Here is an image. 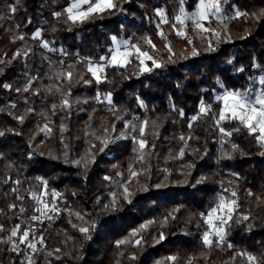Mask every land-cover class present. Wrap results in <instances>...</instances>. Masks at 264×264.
Returning a JSON list of instances; mask_svg holds the SVG:
<instances>
[{
	"label": "trees",
	"instance_id": "16d2710c",
	"mask_svg": "<svg viewBox=\"0 0 264 264\" xmlns=\"http://www.w3.org/2000/svg\"><path fill=\"white\" fill-rule=\"evenodd\" d=\"M70 2L0 0V240L19 224L21 231L35 229L30 239L37 248L33 253L18 237L17 251L0 242V264H28V256L33 264H247L241 252L264 264V146L238 120L221 122L231 136L215 124L222 108L218 94L264 88V0H226L224 17L210 18L202 28L175 20L181 8L195 11L199 0H113L116 8L74 24L66 14L53 15L64 13ZM157 10L164 11L166 22ZM237 10L248 15L236 17ZM37 29L67 55L42 48L32 39ZM112 36L138 45L160 67L133 49L126 66L106 64L97 83L85 61L105 63L100 57L110 58ZM17 51L29 55L13 59ZM140 59L150 71H142ZM69 65L72 82L57 79ZM36 75L29 91L15 90ZM69 90L71 107L64 108ZM108 93L111 104L104 100ZM201 101L211 106L207 114L199 111ZM145 120L147 145L141 150L132 137L140 139ZM131 124L137 125L134 133ZM130 169L138 174L130 177ZM125 182L131 203L120 197ZM232 191L239 207L225 242L206 248L201 213L207 215L220 195L232 198ZM113 192L120 197L115 207ZM43 203L59 211L41 215L35 209ZM32 215L40 219L32 221ZM147 221L154 223L130 235ZM81 226L89 227L90 239ZM141 237V245L133 246ZM121 240L130 242L117 245ZM173 256L175 261L168 260Z\"/></svg>",
	"mask_w": 264,
	"mask_h": 264
},
{
	"label": "snow or ice",
	"instance_id": "6c2138e0",
	"mask_svg": "<svg viewBox=\"0 0 264 264\" xmlns=\"http://www.w3.org/2000/svg\"><path fill=\"white\" fill-rule=\"evenodd\" d=\"M222 2H226V0H199V7L198 9L191 13L187 14L185 13L184 9H180V15H177L175 17V20L180 24L184 25L185 21H191L193 26L195 28H202L203 21L209 20L210 16H219L223 9H222ZM181 3H183V0H181ZM87 5V8L85 9L83 6ZM117 5L113 2V0H73L71 5L67 7L64 10V13L61 12H54L53 15L56 18L61 17L62 15L66 14V20L74 23L77 22H84L85 20L89 19L93 14H99L103 13L107 10H112L116 8ZM11 12L15 13L16 8L14 6L10 7L9 9ZM158 14L161 16L162 21H164V13L162 10H157ZM241 15L247 16V13H241L239 10L235 12L236 17H240ZM183 17V18H182ZM166 22V21H164ZM173 27H176V25H173ZM42 29H37L32 36V39L34 40H40V46L44 49H47L50 52H56L59 51L61 55H67L66 52H64L63 49H56L54 47L50 46V42L47 40L42 39ZM204 31H212L211 29H204ZM178 35L182 34L179 31L177 32ZM218 35V34H217ZM20 39H23V36L19 37ZM113 48H111L110 51V58L108 56H101L100 61H104V64L101 63H95L91 61L90 59L86 60L87 63V71L92 74L93 77H95L96 82L99 83L101 81V76L98 75V73H103L105 65H111V66H120L124 67L127 63L130 61L128 60V57L132 55V51L130 49H134L136 53H138L139 57H144L147 60H151L154 67H160V64H158L147 52L141 51L140 47L138 45H131L129 46L127 41H120L116 36L111 37ZM150 43V41H149ZM123 46V50L122 49ZM154 47V46H153ZM170 50V49H169ZM195 55V51L193 52ZM25 56L27 57L29 55V51H24L21 53L20 51H17V53L14 54L13 59H15L18 56ZM231 62V61H229ZM0 63H3V61H0ZM62 63V62H61ZM140 64L143 66L142 71H150L151 69L145 64L144 59H140ZM240 71H243V69H240ZM74 77V68L72 65H69L67 70L57 72L56 78L57 79H66L69 83L72 82ZM39 79V76H31L29 77L27 81V86H25L23 89L17 88L15 89L17 92H20L21 90L27 92L29 91L32 83H34L36 80ZM87 83V81H85ZM261 84H264V78H261L260 80ZM5 88L11 90V85L5 84ZM223 87V85H222ZM36 95H39V90L36 91ZM101 94L98 93L96 99L98 102H103L100 100ZM70 90L67 96L61 101V104L64 108H70L71 102H70ZM216 99L218 101L222 102V108L220 109L218 113V119H216L215 124L219 128V132L223 136H231L232 133L230 131H226L224 127L222 126L221 122L225 120H238L241 124H243L249 131L250 134H255L256 139L259 143H261L262 146H264V89H262L257 94L253 95L252 90L249 89L247 91H240V90H228L225 89V91L222 94H218ZM104 100L107 101L108 104H111V93H108L104 96ZM15 107V105H12ZM141 106L143 107V102H141ZM53 109H55V105L52 106ZM211 110L210 105H206L203 101L200 103L199 111L201 114H207ZM31 111V109L29 110ZM181 116H183V112L181 110L180 112ZM16 119L23 122L24 117L19 116L15 117ZM192 120L197 119L196 116L191 118ZM148 121L145 120L141 123L139 126V136L140 139L137 140V137L133 136L132 139L139 144V148L142 150L146 147L147 141L143 139L145 135V129L148 125ZM154 123V122H153ZM191 126V125H190ZM47 127V126H45ZM125 127H129L128 122L125 123ZM131 132L137 131V125L131 124ZM4 135L3 132H0V136ZM181 139H184L182 136ZM103 147H106V144L102 143L101 151L103 150ZM233 148L236 146L233 145ZM136 151V149H134ZM183 153L181 152V155ZM225 155H228L225 153ZM143 157V153H141V158ZM94 161V156L92 157ZM83 161L82 160H75L72 161V163L80 165ZM85 166L86 163H85ZM138 173L136 171H133L130 169V177L136 176ZM117 175H120L117 173ZM40 179V178H37ZM105 180L111 181L113 178L109 176L104 177ZM15 183L19 184V181H15ZM42 183L47 185V181H42ZM119 187L123 189L122 193H120V197L123 198V200L127 201L128 203H131V195L132 193L129 191L127 187V182L120 184ZM13 191H16L15 189ZM225 191H228V189H225ZM58 195L57 193L53 192V197ZM112 197V206L115 207L116 204H118L120 197L117 196L115 192L110 194ZM249 195H252L251 192H249ZM237 196V193L235 191L231 192L232 198H226L223 195H220L218 198L217 203L214 207H212L207 215L204 213H201V218L203 222L207 225V228L203 231L201 235V241L202 244L206 247L211 249L212 247H219L225 242L226 237V229L230 227V222L233 220V215L236 212V209L239 207L237 199L235 197ZM31 198L33 200H36L37 203H41V196L37 195L36 193L31 194ZM18 199H23L22 197H18ZM107 207V206H106ZM10 209H15L16 205H10ZM44 209L49 211H55L58 212L59 209L55 208L54 206L50 207L49 204L44 203ZM25 209L23 207L20 208V212L23 213ZM36 212H40L41 215H44V211L40 208L35 209ZM75 215L83 219V216H81L80 213H75ZM174 218V217H173ZM32 221H37L40 219L37 215H32L30 217ZM167 219V218H166ZM247 216H243L242 220H247ZM240 222V221H237ZM154 221H147L144 224L140 226L139 230H134L130 235L133 237L138 236L139 232L146 229L149 225L153 224ZM73 227H76V225H73ZM94 227V225H92ZM81 233L85 234L86 239H90L89 236V227L87 226H81L78 229ZM0 231H4L3 225H0ZM35 238V229L34 228H25L23 231L20 230V225L17 224L13 227V229L10 232V235L7 240H0V242L3 243H12L13 244V251H17L19 248V244H25L27 248L31 249L33 253L37 251L36 243H33L32 240L29 239V237ZM14 237H18L19 244H17L15 241H13ZM163 233L160 234L159 239H163ZM40 243H43V237H40ZM130 241L121 240L117 242V245L129 243ZM156 242H159L158 240ZM142 243V237L138 238L134 241L133 246H140ZM227 247L231 248L233 245L228 244ZM56 251H60L57 249ZM51 255V253H49ZM238 255H241L243 257H246L247 264H259V261L256 256L249 254L247 252H241L238 253ZM28 264H33V258L31 256L26 257ZM130 259L135 260L136 256L133 254ZM176 257H168V260L175 261ZM157 264H161V262H157Z\"/></svg>",
	"mask_w": 264,
	"mask_h": 264
},
{
	"label": "rangeland",
	"instance_id": "374dc122",
	"mask_svg": "<svg viewBox=\"0 0 264 264\" xmlns=\"http://www.w3.org/2000/svg\"><path fill=\"white\" fill-rule=\"evenodd\" d=\"M73 2V0H71V2H70V5H71V3ZM69 5V6H70ZM68 6V7H69ZM85 9L87 8V5H84L83 6ZM198 7H199V3H198V5H197V8L195 9V11L198 9ZM184 9V11H185V13H187V14H191V13H193V12H195V11H193V12H190V11H188L186 8H183ZM163 11V10H162ZM163 13H164V11H163ZM180 15V14H179ZM161 17V16H160ZM224 16H223V12L217 17V16H210L209 17V19L210 18H215V19H222ZM183 18V17H182ZM162 20V19H161ZM166 20V16H165V13H164V21ZM204 22V21H203ZM118 40H120V41H127V40H125V39H123V38H120V39H118ZM128 42V41H127ZM128 44H129V46H131V43H129L128 42ZM114 46H112V48H113ZM121 50H123V46H122V49ZM131 51H133V49H130ZM128 60H129V57H128ZM104 64V63H103ZM105 68H106V65H105V67H104V71H103V73H98V75H100L102 78H103V74H104V72H105ZM101 78V79H102ZM262 89H264V88H262ZM262 89H259V90H257L256 92H254V93H252L253 95H255V94H257L258 92H260ZM106 101V100H105ZM111 101H112V99H111ZM41 209L44 211V215H48L49 214V210H46V209H44V203L42 204V206H41ZM29 239H30V237H29ZM30 240H32V242L33 243H36L33 239H30Z\"/></svg>",
	"mask_w": 264,
	"mask_h": 264
}]
</instances>
